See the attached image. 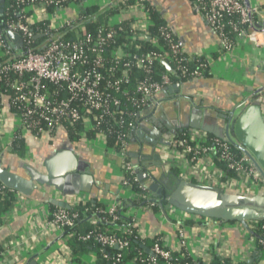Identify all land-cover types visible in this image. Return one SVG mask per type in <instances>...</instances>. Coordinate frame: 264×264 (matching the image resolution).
Instances as JSON below:
<instances>
[{
  "label": "built area",
  "instance_id": "obj_1",
  "mask_svg": "<svg viewBox=\"0 0 264 264\" xmlns=\"http://www.w3.org/2000/svg\"><path fill=\"white\" fill-rule=\"evenodd\" d=\"M75 1L17 0L19 13L16 19L6 22L5 29L17 33L22 39V55L14 58L15 53L9 52L0 39L4 56L8 58L7 62L0 64V119L4 111L10 109L15 127L8 135L0 129V138H9L8 146L12 147V140L20 132L41 138L54 134L60 127L66 128V124L78 123L82 127L81 132L93 134L95 140L105 144L110 138L114 139L117 149L112 150L121 161V186L130 191L128 199H141L146 205L140 208H152L155 204L142 193L144 187L138 182L135 168L128 159L127 139L136 131L139 114L149 106H159L158 102H152L154 97L176 83L168 71L159 70L163 62L171 67V73L179 81H186L206 74L213 58L205 57L193 64L165 25L152 31L154 24L149 18L146 0H133V3L119 0L115 4H112L114 0H103L102 7L111 5L109 9H114L115 16L130 13L135 16L127 23L109 20L108 25L100 26L95 34L83 29L70 39L62 36L52 39L62 28L70 27L71 21H65L58 30L48 23L49 13L64 9ZM191 2L217 35L220 55L230 53L239 41L264 46V31L252 29L250 13L256 9L248 10L242 0ZM49 6L54 9L52 12H48ZM32 26H36L34 30ZM37 36L49 40L41 49L33 45ZM144 41L150 44L151 50L143 46ZM227 143L215 137L209 138L200 131L186 130L179 138H174L172 148L184 158H189L190 162L210 155L217 162L224 163L227 171L235 177H245L250 189L251 184L262 189L264 182L254 166L245 156L233 155ZM128 179L137 185L139 192L132 191ZM229 182L230 187L233 178H229ZM229 187L222 186L228 191ZM0 197L14 204V199L20 196L0 185ZM86 205L83 202L81 212L56 207L48 214L46 225L64 233L72 229L84 213L91 214L89 223L93 224L95 221L111 219L114 222L118 219L119 203L93 210ZM129 218L130 227L120 228V232L144 241L146 238L137 231L135 219L133 216ZM251 225L250 240L254 243L253 222ZM78 239H93L100 247L114 246L118 250L128 246L127 238L117 240L96 227ZM152 240L150 250L154 256L144 259L139 255L135 260L140 264H157V259L166 264H204L195 260L185 261L184 256L173 258L159 237ZM260 244L264 246V240L261 239ZM119 259L120 254H117L114 262L118 263Z\"/></svg>",
  "mask_w": 264,
  "mask_h": 264
},
{
  "label": "crops",
  "instance_id": "obj_2",
  "mask_svg": "<svg viewBox=\"0 0 264 264\" xmlns=\"http://www.w3.org/2000/svg\"><path fill=\"white\" fill-rule=\"evenodd\" d=\"M151 1L158 6L176 31L185 37V55L193 64L209 56H212L213 62L203 76L176 82L181 86L179 93L175 94L173 91L159 95L158 98L165 102L164 113L159 114L155 107L149 106L140 114L142 122L152 130H155L152 123L158 126L165 121L169 122L171 118L188 122L185 112H188L192 104L210 115L229 114L248 96L256 97V100L260 101L264 115V46L239 41L230 53L220 55L215 52L216 43L211 28L192 12L188 0ZM242 3L248 10L256 9V12L250 13L252 29L264 31V0H242ZM103 5V0H83L80 9L75 2H71L64 9L49 13L48 23L59 30L65 21L78 19L80 10L86 6L96 9L88 19L96 18L108 10L103 11ZM133 16L135 15L132 13L120 16L114 14L109 20L127 23ZM82 24L80 21L78 26L72 29V37L83 31ZM154 101L159 102L156 97L152 100L153 103ZM207 121L221 125L213 116H208ZM14 127L13 113L7 109L0 119V129L8 135ZM63 131L69 135L66 128L60 127L42 142L32 140L33 135L30 133H23L25 152L21 157H45L52 147L63 145L66 140ZM88 135L90 134L80 132L75 139L69 135L70 150L79 157L78 163L84 162L77 173L91 176L96 190H93L92 194L80 193L73 198H63L55 192L44 193L43 189L30 198H24L16 192L20 197L14 199V204L10 203L9 208L5 209L0 204V264H96L93 251L80 255L75 253L78 256L72 252L68 244L73 236L71 233H61L46 225L50 207H56L49 203V199L66 201L70 209L82 208L83 202L92 205V197L95 199L94 205L103 208L117 204L120 200L131 201L128 199L130 191L121 186L120 159L113 150L106 149L102 141ZM144 136L151 139L148 132L144 133ZM8 139L0 138V154H15L12 147L8 146ZM135 142L139 143L136 136L132 137L127 147L130 155L137 152ZM28 144L32 150H28ZM150 146L147 143V147ZM140 155L139 148L137 157ZM153 155H159L162 159L163 167L160 166V172L163 175L171 174L181 180L220 188L223 185L229 187V178H233L229 191L240 194L264 192V186L259 191L250 189L246 184L247 179L243 176L227 175L219 162L210 155L190 162L189 158H184L174 152L173 148L169 149L160 143L155 145ZM145 157L147 158L144 163L151 165V170H155V161L149 158L152 154L147 151ZM128 214L135 219L137 231L146 238L145 240L159 237L164 248L171 253L204 264H210L215 256L227 259L232 264H243L255 251L254 243L250 240L252 222H249L247 227L237 222L225 223L184 213L169 205H164L163 210L158 211L152 208H131ZM88 228V222L80 223L77 233L82 234ZM256 264H264V259Z\"/></svg>",
  "mask_w": 264,
  "mask_h": 264
},
{
  "label": "water",
  "instance_id": "obj_3",
  "mask_svg": "<svg viewBox=\"0 0 264 264\" xmlns=\"http://www.w3.org/2000/svg\"><path fill=\"white\" fill-rule=\"evenodd\" d=\"M119 0H114L112 4L117 3ZM191 10L203 22L201 14L197 8L188 0ZM4 0H0V13L3 9ZM148 6L159 16L160 20L164 22L166 28L171 32L172 36L176 39L182 52L186 54V39L180 35L174 26L165 18L161 13L158 6L151 0H146ZM111 5L103 8L107 10ZM247 7V6H246ZM248 9V7H247ZM91 17L90 19H92ZM206 23V22H205ZM208 25V24H207ZM78 26V25H76ZM75 26V27H76ZM74 28V27H73ZM1 29V28H0ZM214 40L216 43V51L219 50V42L217 35L211 29ZM62 34H58L52 39H58ZM6 38L10 42V48L14 50L15 57L21 56L23 42L17 33L6 30ZM41 36L35 37L39 39ZM49 40H46L38 49L43 48ZM162 65L168 72H172L171 67L163 62ZM181 86L179 83H174L165 88L162 92L155 97L159 101V106L155 107L158 113H164V103L158 96L167 93H179ZM186 111L185 114L188 122L177 119H170L169 122L165 121L162 127L163 131L157 127L155 130L147 129V124L142 122L139 114V127L135 132L136 138L139 143L137 145L136 154L130 155L127 151V156L130 164L135 168L136 178L138 182L147 189L154 198L161 201L165 200L166 205L177 209L178 211L196 215L202 218L219 220L225 223H241L247 227L249 222H263L264 221V192L262 194H240L228 191L220 187H213L210 185L196 184L186 180H181L174 175H163L161 171L162 159L159 155H153L155 145H161L171 149L172 138L184 130H196L212 135L213 137L231 143L240 153L245 156L258 172L260 178L264 182V115L261 109L260 101L256 97L248 96L242 103L229 114H215L210 115L205 110H198L196 105ZM238 110V111H237ZM161 112V113H160ZM208 116H213L215 121L209 123ZM159 126V125H158ZM165 132L163 134L161 131ZM148 132L151 139L144 136ZM65 142L61 146L52 147L49 154L45 157H35L26 159L15 154H0V184L9 190L17 192L24 198L33 197L38 190H44V193L55 192L60 194L63 198H73L80 193L92 194L95 186L91 176L81 175L77 173L78 169L83 167L82 163H78L77 157L70 150L69 135L63 131ZM32 135V134H31ZM50 135L38 138L33 136L32 140L44 141ZM171 139V140H170ZM147 143L151 145L147 147ZM1 148V147H0ZM141 155L139 158L137 154ZM31 145L28 144V150ZM91 150V148L89 147ZM32 150V149H31ZM152 154L155 161V170H151V165H146V152ZM42 158V159H41ZM78 158V159H77ZM138 158V161H137ZM170 158V157H168ZM157 170V173L155 174ZM161 174V176H159ZM120 200V199H119ZM52 205L70 210V206L66 201H59L56 199H49ZM92 206H95V199L92 197ZM160 209L163 210V203L159 204ZM141 249L150 256H154L150 248L145 245H140ZM259 256L258 251H254L246 264H253L255 259Z\"/></svg>",
  "mask_w": 264,
  "mask_h": 264
},
{
  "label": "trees",
  "instance_id": "obj_4",
  "mask_svg": "<svg viewBox=\"0 0 264 264\" xmlns=\"http://www.w3.org/2000/svg\"><path fill=\"white\" fill-rule=\"evenodd\" d=\"M82 1L83 0H76L75 3L78 5V7L81 9L82 6ZM113 1V0H112ZM128 3H133V0H127ZM147 10L149 13V18L153 22L154 26L152 28V31H155V29L161 25H164V23L160 20L159 16L148 6L146 3ZM54 9L52 7H48V12H52ZM96 12V9L92 6H86L84 9L80 10L79 17L78 19H75L74 21H71L70 27L68 28H62L59 33H62L63 39H70L72 38V29L77 25L78 22H82V28L90 33V34H95L97 29L100 26H107L109 23V18L112 17V15L115 14V11L113 8L108 9L105 13L98 15L96 18L93 19H88L91 15ZM19 13V7L17 5V0H4L3 2V9L2 12L0 13V39L3 41L4 45H6V49L11 52L15 53L13 49L10 48L9 42L6 38V29H5V24L7 21H12L16 19V15ZM36 26H32V29L34 30ZM41 27V25H39ZM77 27V26H76ZM45 42V39L43 37L37 39L34 41V48H39L43 43ZM143 46L151 50L152 48L150 47V44L147 43L146 41L143 42ZM8 61V58L4 56V50L3 47L0 46V64H4L5 62ZM165 70V67L161 65L159 66V70L162 71ZM170 76H172V79L174 82H179V80L171 73L169 72ZM66 129L69 132V135L72 139L78 138L79 133L82 131V127L78 123H73V125H68L66 124ZM186 130L178 133L175 138H179L183 133H185ZM135 133H132L130 137L127 139L128 142H130L131 138L134 137ZM93 136V134H90ZM88 135V136H90ZM209 138H214L213 136L209 135ZM116 141L114 139H109L105 143L106 149L112 150V149H117V146H115ZM12 151L17 154L18 156H23L25 152V142L23 139V132H20L13 140H12ZM208 147L210 146L209 142L206 144ZM228 147L230 148V151L233 155L235 156H240L242 155L239 150H237L231 143H227ZM219 164L222 166L223 170L227 175L229 176H234L233 173L230 171H227L226 166L224 163L221 161ZM176 175L177 173L174 172ZM132 185V191L134 192H139L137 189V185L132 183L131 179H128ZM1 185V184H0ZM143 194H147L148 197L150 198V202L154 203L155 205L152 207L154 211H158L160 209L159 204L162 202L163 205H166V202L164 199L161 201L157 200L152 196V194L147 190L144 189L142 191ZM119 207H118V219L114 222H111L109 219L106 222L102 221H95L93 223H89V220L92 219L90 213H84L81 218L76 221L74 227L72 229L66 230L64 233L70 234L74 233V235L71 237L70 242L68 243L70 248L72 249V252L75 254L77 253L78 255L84 254L89 251H93L96 257V264H127V263H133V264H140L139 261L135 260L139 257H143L146 259L149 257L140 247V245H145L148 248L152 246L153 240H144V241H139L134 238V236H125L120 232V228L126 229L130 227V216H128V211L133 208V209H138L141 206H145L146 203L144 201L136 200V201H118ZM0 204L4 206L5 209L10 207V201L3 199L0 197ZM87 208H90L91 210L95 208H103L101 206L95 205L92 206L89 203L86 205ZM56 207L51 206L50 207V212L53 211ZM105 209V208H104ZM78 212H81V208H76L72 209ZM128 214V215H127ZM88 222L89 228L84 232V233H77V227L79 226L80 223H86ZM254 224V229H253V236L255 237L254 241V248L255 251H258L259 256L255 259L253 264L258 263L262 259H264V246L260 244V240H264V221L263 222H253ZM94 227L100 229V231H104L108 234H111L115 239L120 240V239H125L127 238L128 240V246L122 250H118L117 247L114 246H109V247H100L97 242L93 239H90L88 241H81L78 239V236L84 235L87 232L91 231ZM117 254H120V259L118 263L114 262V259ZM76 255V254H75ZM76 255V256H78ZM173 258H178L177 254L171 253ZM108 256L107 258H105ZM185 261H194L190 259L189 257H184ZM157 264H166L160 259H157ZM210 264H232L229 260L223 259L219 256H215ZM246 264V263H243Z\"/></svg>",
  "mask_w": 264,
  "mask_h": 264
},
{
  "label": "flooded vegetation",
  "instance_id": "obj_5",
  "mask_svg": "<svg viewBox=\"0 0 264 264\" xmlns=\"http://www.w3.org/2000/svg\"><path fill=\"white\" fill-rule=\"evenodd\" d=\"M152 125H154L155 128L157 127V130H158V131H159V128L162 129L163 131L165 130V128L162 127V124H159V126H157L156 124H153V123H152ZM138 127H139V122L137 123V127H136V131H135V132H137ZM146 130H148V131L150 132V129H147V128H146ZM160 131H161V130H160ZM163 131H161V132H162L163 134L166 135V133L163 132ZM150 133H151V132H150ZM177 134H178V133H177ZM177 134H176V135H177ZM135 136H136V135H135ZM175 137H176V136H174V137L172 138V141L174 140ZM131 139H132V138H131ZM170 140H171V139H170Z\"/></svg>",
  "mask_w": 264,
  "mask_h": 264
},
{
  "label": "rangeland",
  "instance_id": "obj_6",
  "mask_svg": "<svg viewBox=\"0 0 264 264\" xmlns=\"http://www.w3.org/2000/svg\"><path fill=\"white\" fill-rule=\"evenodd\" d=\"M251 187H252V190L259 191V187L257 185H254V186H251Z\"/></svg>",
  "mask_w": 264,
  "mask_h": 264
}]
</instances>
